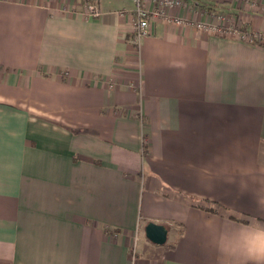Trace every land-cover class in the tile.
Returning a JSON list of instances; mask_svg holds the SVG:
<instances>
[{
    "label": "crops",
    "instance_id": "1",
    "mask_svg": "<svg viewBox=\"0 0 264 264\" xmlns=\"http://www.w3.org/2000/svg\"><path fill=\"white\" fill-rule=\"evenodd\" d=\"M88 1L0 0V264H254L221 237L264 223V45L164 15L135 45ZM210 1L264 39V0Z\"/></svg>",
    "mask_w": 264,
    "mask_h": 264
},
{
    "label": "built area",
    "instance_id": "2",
    "mask_svg": "<svg viewBox=\"0 0 264 264\" xmlns=\"http://www.w3.org/2000/svg\"><path fill=\"white\" fill-rule=\"evenodd\" d=\"M247 3L248 0H243ZM135 8L132 12V22H133V42L138 45L143 37L149 35L151 32V20L153 16L164 15L168 20L175 21L177 23L182 22L189 25H195L196 27H202L203 30L210 33L222 36V37H233L239 38L241 40L247 41L249 43H256L258 40L263 41L262 35L257 31H245L242 28L233 27V20L223 15L217 13H211L209 16L214 18L216 22H208L207 14L205 12V17L197 20H189L182 17H170L165 14V8L176 7L181 4L180 0H133ZM150 5L155 7L150 8ZM86 12L89 17H97L99 15V7L94 2L86 3ZM243 24L244 22L241 21ZM236 23V21H235Z\"/></svg>",
    "mask_w": 264,
    "mask_h": 264
},
{
    "label": "clouds",
    "instance_id": "3",
    "mask_svg": "<svg viewBox=\"0 0 264 264\" xmlns=\"http://www.w3.org/2000/svg\"><path fill=\"white\" fill-rule=\"evenodd\" d=\"M221 241L222 251L243 254L254 264H264V223L250 222L233 236H222Z\"/></svg>",
    "mask_w": 264,
    "mask_h": 264
},
{
    "label": "rangeland",
    "instance_id": "4",
    "mask_svg": "<svg viewBox=\"0 0 264 264\" xmlns=\"http://www.w3.org/2000/svg\"><path fill=\"white\" fill-rule=\"evenodd\" d=\"M197 1H200V0H197ZM238 1L239 0H235L234 2H235V4H236V2L238 3ZM126 2H127V5L128 4H130L131 5V7H125V9H127V10H129V8H132L133 6H134V2H133V0H126ZM181 3H182V1H181ZM217 6V5H216ZM235 6V5H234ZM238 9H241V8H237L236 6H235V9H233V8H230V10L229 11H220V10H222V9H218V11H208L206 14H207V21L208 22H216V20L214 19V18H211L209 15L211 14V13H217V14H223V15H225L227 18H228V20L230 21V19H232L233 20V22H234V24H231L233 27H236V28H239V29H243V30H245L246 31V25H245V23L243 24L242 22H241V20L240 19H238V17L239 16H234L236 13H238L239 15H240V13H239V11H238ZM242 9H243V5H242ZM254 9V7H250L249 8V10H253ZM197 10H199V9H197ZM200 10H203L202 8H200ZM235 21H236V23H235ZM174 23H176L177 25H181V24H183L182 22H180V23H177V22H175V21H173ZM132 24H133V22H132ZM196 26H198L197 24H195ZM195 25H193L195 28H196V30L197 31H201V32H203V33H208V34H213V33H210V32H208V31H205V30H203V28L202 27H196ZM247 31H251V30H247ZM246 31V32H247ZM253 31V30H252ZM213 35H216V34H213ZM217 36H219V35H217ZM262 40H258V42H261ZM263 42H264V39H263ZM132 45V47H134V45L133 44H131ZM144 231H145V226L144 225H142L141 226V228L139 229L138 228V230H136L135 232H134V235H136V237H135V239H137L138 237H140V236H142V235H144ZM168 241H170V240H168Z\"/></svg>",
    "mask_w": 264,
    "mask_h": 264
},
{
    "label": "water",
    "instance_id": "5",
    "mask_svg": "<svg viewBox=\"0 0 264 264\" xmlns=\"http://www.w3.org/2000/svg\"><path fill=\"white\" fill-rule=\"evenodd\" d=\"M146 237L154 244L163 245L168 239V229L165 225L149 222L145 227Z\"/></svg>",
    "mask_w": 264,
    "mask_h": 264
},
{
    "label": "trees",
    "instance_id": "6",
    "mask_svg": "<svg viewBox=\"0 0 264 264\" xmlns=\"http://www.w3.org/2000/svg\"><path fill=\"white\" fill-rule=\"evenodd\" d=\"M89 2H92V0H89ZM196 3L203 10H207V12L208 11H214L215 10V5H214L215 3H213L210 0H200V1H196ZM236 15L239 16L238 13H236L234 16H236ZM238 19H240V18L238 17ZM259 44H263L264 45V43H260V42H259Z\"/></svg>",
    "mask_w": 264,
    "mask_h": 264
}]
</instances>
